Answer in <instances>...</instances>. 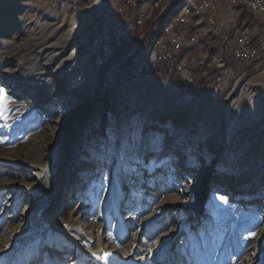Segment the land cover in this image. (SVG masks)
Segmentation results:
<instances>
[{
    "label": "rangeland",
    "instance_id": "obj_1",
    "mask_svg": "<svg viewBox=\"0 0 264 264\" xmlns=\"http://www.w3.org/2000/svg\"><path fill=\"white\" fill-rule=\"evenodd\" d=\"M98 6L99 0H0V54L8 56L0 68L15 74L0 75L7 97L0 98V264H72V245L59 229L66 223L111 264H184L188 238L197 232L204 244L200 264H264V67L241 66L233 57L224 71L210 63L217 78L199 95L185 92L169 80L175 69L168 62L162 66L168 78H161L148 73L156 60L142 58L153 34L161 32L162 19L150 17L144 37H136L137 28L130 40L125 32L130 23H120L124 34L118 36L107 15L111 10L99 15ZM241 20L239 30L251 28L248 12ZM98 21L107 22L108 29L84 37ZM54 22L57 29L51 32ZM71 23L75 27L63 55L74 46L79 57H90L98 85L89 119L96 126H88L83 138L93 151L84 147L78 153L67 142L64 162L61 133L75 112L65 109L68 103L61 98L70 96L69 89L53 91L52 84L78 82L83 63L78 60L73 75L66 77L68 63L61 65L65 72L53 76L63 56L45 69L31 40L37 33L53 41ZM149 24L154 31L147 34ZM207 36L200 54L197 47L180 48L185 57L199 55L189 71L205 63L208 47L214 60L216 44ZM103 40L107 51H114L112 63L121 68L99 59ZM258 42L253 39L259 50ZM143 43L139 58L127 65ZM227 57L224 51L225 66ZM185 74H178L183 85L190 80ZM40 101L43 107H35L33 116L32 105ZM130 132L141 159L121 171L104 146ZM58 167L64 185L51 202L47 187ZM49 208L46 221L41 215Z\"/></svg>",
    "mask_w": 264,
    "mask_h": 264
},
{
    "label": "bare ground",
    "instance_id": "obj_2",
    "mask_svg": "<svg viewBox=\"0 0 264 264\" xmlns=\"http://www.w3.org/2000/svg\"><path fill=\"white\" fill-rule=\"evenodd\" d=\"M245 1H249V0H231V4L232 6H234L235 11H237L238 13H242L246 11L250 14V17L253 18V23H252L251 28L249 27V28L241 29L239 30V33H244V40L247 41L248 45H250V47L252 48V51L255 52L259 58L264 59V37L261 35H256L260 31L264 32V26H261L262 17L257 15L256 8L253 5H249L245 3ZM144 2H149V5L144 6V10L142 11L141 17L135 20V25L134 23L128 24V26L130 27H128V31H125L128 33L127 37H129L130 40L134 39L132 36H134L135 33L133 32H135L137 28H139L138 33H136V37L140 39L143 38L145 34L143 30L144 28L143 26H144V23H147L146 20H150L149 19L150 17H151V20L153 21L160 22L162 19L163 22H162L161 32L158 34L157 33L153 34L152 38L149 41V45L147 49L144 51L142 58L144 57L146 58V60H155V57L157 56V61H164V54H157L158 46L161 43V41H164V39L166 38V32L168 31V28L172 27L174 23L176 22V18L180 17L185 11L189 13L190 23H195V26L199 27L200 33L202 34V39H204V41H199V50L203 48L204 45H206L205 42L208 37L207 35H209L212 38L213 42H215L216 44V56L214 57L213 62L215 64H224L225 66V60H224L225 46H223L224 36L221 33H214V31H216V22L212 19H209L208 17H203V6L201 4H197L196 2H192L191 0H158V2L152 1V0H144ZM85 3L88 4L89 2L88 3L85 2ZM99 4H102V0H99ZM125 7H126V10H135V2H133L132 0H125ZM105 10L110 11L111 6H103V11H99V15H101V13L104 12ZM107 15H109L110 18H113V16H111L110 13ZM78 23L79 22H77V24ZM61 24L62 22L59 21L58 25H61ZM122 26L126 27L125 23L122 24ZM74 27H75V23H71L70 25H68V27L63 29L59 37L53 41L51 37L46 36V35H42L41 37H35L37 33L33 35L32 40H31V42L34 44V47H35L34 51L36 52V55H38L39 58L43 60L42 64L45 65V69L48 68L49 65L53 61H56L59 59L60 56H63L61 62L58 63L54 71L51 72L53 76L54 75L58 76L62 72H65V70H63V67H61V65L62 66L64 64L67 65L68 63H70L71 65H70L69 72L68 70H66L67 71L66 77L70 76L71 74L73 75L75 71V68L73 67H75V65H78V60H81V62L83 63L81 65L82 71H80L81 77L79 78L78 82L72 83L71 85L70 84L71 78H70L68 82L67 80H65L64 83L54 84V85L52 84V86L54 87L52 88L53 91H56L57 89H61L60 91H62L63 89H69L70 96L62 95L61 98L67 101L68 103V105H66L65 103L64 108L67 110L68 109L73 110L75 112V115L73 116V119H72V123L70 124V126L68 125L69 127L61 133V136H62L61 142L64 140V143L62 145V151H63L62 161L64 160V162L66 161L67 158H69L66 156L67 146L65 144H67V142L68 144L71 142V144L73 145V150L78 153H80L84 147H86L90 151H93L92 149H90L92 148V144L89 145L90 147L89 148L87 146L89 143L85 144L83 142V138H87L90 133V131L88 130L89 128L87 129L88 126H90V129L92 130L96 126V123L94 121L91 122L89 119L91 111L93 110L92 106L94 104L93 103L94 93H96V88L98 85L97 74L94 71V69L91 68L90 57L88 54L82 57H79L77 50L74 46H72V48L68 50L66 54L63 55L65 49L69 45L70 35H71V32L74 30ZM48 29H50L51 32H53L54 30L57 29V23L54 22V25H50ZM130 29L132 30L130 31ZM120 30L118 29V32H117L118 36L121 34H124V32L121 33ZM253 39H256L259 41L257 44V45H260L259 50L258 48H256V46L253 45ZM183 46L185 47L193 46V47L198 48V42L194 40H186L180 43V48ZM231 50L233 52H241V45L239 44V42H231ZM6 56L7 55H2L1 53L0 60L1 61L4 60ZM114 57H115V54L113 51V53L110 52L106 57L103 56V61L105 64L108 63L109 61L112 63L114 60ZM118 64L119 63L114 62L112 63V66H120ZM246 65H250V64H246ZM101 66L103 68V64ZM112 66H109L108 68L111 70ZM167 66H170L172 70L175 69V64H173L172 62H168ZM40 73H42V71ZM2 74H6L7 78L15 75L11 71H6L5 68L3 69L0 68V75ZM51 97H52V90H51V93L48 96H46V98L49 99ZM86 103H87L86 106L75 111L76 107L82 106L83 104H86ZM43 104L44 102L40 101L39 103L32 105L33 108L31 109V112L33 116L34 114H36L35 112L36 110L34 108L39 107V106L43 107ZM62 113L64 115L65 111H63ZM65 120L68 121V117H66ZM1 127L2 125H0V128ZM52 136L53 138H56V137L59 138V135L52 134ZM45 173L46 172L42 171L40 173V176L44 178L46 176ZM62 177L63 175L61 173L60 168L58 167V172H56L55 174L53 183L49 187H47V191L51 195V202L54 201L55 194L56 196L58 194V198H59V190L64 185V182L61 183ZM42 182H44V180H42ZM50 216H51L50 208L46 209L41 215V217L46 221H48V217ZM72 227H73L72 224L66 223L64 225L63 224L60 225V228H59L62 234L64 235V241H69L72 245V250L74 251V255H75V258H73L71 261L72 264H87V262L93 263V264H111V262H107V259H106L107 254H104L99 248L94 247V246L88 248L86 247V245L82 244L77 238V235H75L73 231L71 230Z\"/></svg>",
    "mask_w": 264,
    "mask_h": 264
},
{
    "label": "built area",
    "instance_id": "obj_3",
    "mask_svg": "<svg viewBox=\"0 0 264 264\" xmlns=\"http://www.w3.org/2000/svg\"><path fill=\"white\" fill-rule=\"evenodd\" d=\"M132 1L135 2V10H126L125 0H102V4H99L96 14L98 11H103V6H111L110 15L113 16L115 29L120 30V23H134L135 25V20L141 17L144 6H148L149 2H144V0ZM152 1L158 2V0ZM191 1L203 6V17H208L216 22V31H214V33L223 34V46H225V53H227L228 56L235 58V62L241 66L253 64V68L256 69L264 67V59L259 58L258 55L252 51L250 45H248L247 41L244 40V33H239V26H242L241 13L234 10L231 0ZM245 3L253 5L256 8L257 15L262 17L261 26H264V0H249L245 1ZM154 24H149L147 34L154 31ZM99 29H108V23L96 22L95 30L87 31L85 34H82H84V37L94 38L96 35L98 36ZM147 34L145 39L146 41ZM186 40L197 41L198 52L196 53H199V41H204V39H202L199 27H196L195 23H190L189 13L184 11L180 17L176 18L174 25L168 28L166 38L159 44L157 54H164V61H157L156 56V64H161L163 66V62H173V64H175L174 73L186 76L185 73H189V69L192 67L191 59L199 58V55L197 57L192 56L190 58L184 56L186 51L180 50V43ZM99 42L102 43L100 44L102 47V53H100L99 58L102 61L105 53L109 52L107 51V46H105V41ZM231 42H239L241 45V52H233L231 50ZM115 43L120 44V41H116ZM144 43L143 47L141 45L139 54L134 55V59L142 53L143 48H145ZM213 46L216 45L213 43ZM212 63L218 71H224V69L227 68L224 64Z\"/></svg>",
    "mask_w": 264,
    "mask_h": 264
},
{
    "label": "snow or ice",
    "instance_id": "obj_4",
    "mask_svg": "<svg viewBox=\"0 0 264 264\" xmlns=\"http://www.w3.org/2000/svg\"><path fill=\"white\" fill-rule=\"evenodd\" d=\"M0 98L7 101L6 95L3 94V90L0 89ZM135 132H130L126 138H117L110 146L105 145V153H112V163H114L121 171L130 167L133 163H139L141 157L138 152V144L136 143L134 137ZM149 146L154 147L155 141H149ZM219 199L227 203L224 197H219ZM255 233H253V236ZM183 243V242H182ZM204 248L202 237L199 233H193L190 235L187 241V256L184 259V264H200L201 252Z\"/></svg>",
    "mask_w": 264,
    "mask_h": 264
},
{
    "label": "trees",
    "instance_id": "obj_5",
    "mask_svg": "<svg viewBox=\"0 0 264 264\" xmlns=\"http://www.w3.org/2000/svg\"><path fill=\"white\" fill-rule=\"evenodd\" d=\"M210 48L208 47L209 54L205 63L199 69L189 71L190 80L186 85H183V80L176 73L171 75L169 74V80L176 83L185 92H189L194 95L203 93L202 90L204 86L207 85V82H210L212 79H216L218 75L216 69H214L213 67H208V65L210 63L212 64L213 62L212 50ZM229 57L230 56L227 57V68H230V66L233 64ZM148 73H151L152 75L157 77L168 78V74L165 72L161 64L152 65V67L148 69Z\"/></svg>",
    "mask_w": 264,
    "mask_h": 264
},
{
    "label": "water",
    "instance_id": "obj_6",
    "mask_svg": "<svg viewBox=\"0 0 264 264\" xmlns=\"http://www.w3.org/2000/svg\"><path fill=\"white\" fill-rule=\"evenodd\" d=\"M127 50H128V49H127ZM133 60H134V57H133L132 59L127 60V62H128L127 65H130L131 63H133ZM125 65H126V63L124 62L123 67H125ZM127 65H126V66H127Z\"/></svg>",
    "mask_w": 264,
    "mask_h": 264
},
{
    "label": "crops",
    "instance_id": "obj_7",
    "mask_svg": "<svg viewBox=\"0 0 264 264\" xmlns=\"http://www.w3.org/2000/svg\"><path fill=\"white\" fill-rule=\"evenodd\" d=\"M243 16L249 17V15H246V13Z\"/></svg>",
    "mask_w": 264,
    "mask_h": 264
}]
</instances>
